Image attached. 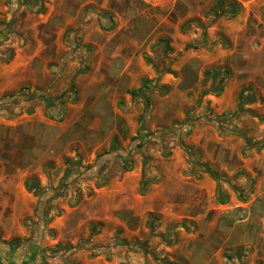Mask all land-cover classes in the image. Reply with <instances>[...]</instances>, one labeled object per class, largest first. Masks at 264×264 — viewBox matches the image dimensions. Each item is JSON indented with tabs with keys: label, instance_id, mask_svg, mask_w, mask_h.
<instances>
[{
	"label": "rangeland",
	"instance_id": "374dc122",
	"mask_svg": "<svg viewBox=\"0 0 264 264\" xmlns=\"http://www.w3.org/2000/svg\"><path fill=\"white\" fill-rule=\"evenodd\" d=\"M0 264H264V0H0Z\"/></svg>",
	"mask_w": 264,
	"mask_h": 264
},
{
	"label": "trees",
	"instance_id": "16d2710c",
	"mask_svg": "<svg viewBox=\"0 0 264 264\" xmlns=\"http://www.w3.org/2000/svg\"><path fill=\"white\" fill-rule=\"evenodd\" d=\"M215 90H212V91H214V92H216L217 94H220L221 92H222V90H223V88H222V84L221 83H218L216 86H215V88H214ZM133 94L134 95H137V93L136 92H133ZM249 98V97H248ZM46 99H48V98H46ZM249 99H253L252 97L251 98H249ZM250 101H253V100H250ZM212 171V170H211ZM212 173H213V175H216L215 174V172H213L212 171ZM33 186V188H37L38 187V184L35 182V183H33L32 184Z\"/></svg>",
	"mask_w": 264,
	"mask_h": 264
}]
</instances>
